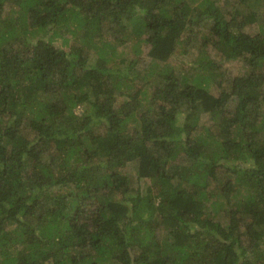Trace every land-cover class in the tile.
Instances as JSON below:
<instances>
[{"label": "trees", "instance_id": "1", "mask_svg": "<svg viewBox=\"0 0 264 264\" xmlns=\"http://www.w3.org/2000/svg\"><path fill=\"white\" fill-rule=\"evenodd\" d=\"M234 2L0 0V264H264V0ZM198 33L245 67L218 94L165 64Z\"/></svg>", "mask_w": 264, "mask_h": 264}, {"label": "rangeland", "instance_id": "2", "mask_svg": "<svg viewBox=\"0 0 264 264\" xmlns=\"http://www.w3.org/2000/svg\"><path fill=\"white\" fill-rule=\"evenodd\" d=\"M218 3L223 6L226 10L230 8L235 2L234 0H218ZM262 6H259L258 13L259 15L264 11V3H262ZM237 7H240L239 4L236 5ZM245 10V9H244ZM255 25H250V28H248V31L250 33L255 32ZM201 32H206V28L203 27ZM200 32V33H201ZM200 33L197 34L196 38H194L192 43V48L190 51L186 54L176 53L172 55V57L167 61L165 64L173 67L176 72H180L182 74L192 73L196 71L195 67L197 64V60L200 57H203L204 55H207L210 57L213 61H215V65H210V73H211V80L209 82L208 88L209 90L214 93H219V86L218 84L221 83L219 80L223 81V84H226L232 77L235 75L243 73L245 70V67L242 65V63L239 60H233V61H223L220 60V55L216 52V50L212 46H201L200 44ZM105 38L108 40H112L113 36L111 32H106ZM200 36V37H199ZM73 39H71L72 41ZM70 41V38H69ZM63 40L61 37H57L55 39V45H62ZM133 42L131 39L124 41L122 44L118 45L117 48L119 50V55L115 57V61L118 62L119 60H123L125 57L130 58L131 56H134V50H133ZM66 46V45H62ZM67 47V46H66ZM139 48H141V57L142 64H145V59L147 58L145 56V53L148 49V45L145 43H141ZM162 64V63H161ZM264 69V68H263ZM136 86H140L141 82L136 81ZM82 109V106L79 105V107L76 109V112L79 113ZM202 117H200V121L204 123H209V117H207V114H202ZM127 172L131 175V181H132V191H135L136 189H144L145 185L148 183L145 180H139L136 177L135 173V167L134 166H128ZM163 234V232H162Z\"/></svg>", "mask_w": 264, "mask_h": 264}]
</instances>
